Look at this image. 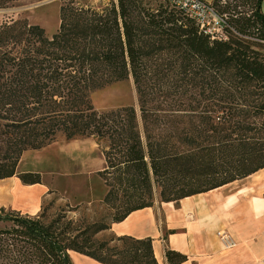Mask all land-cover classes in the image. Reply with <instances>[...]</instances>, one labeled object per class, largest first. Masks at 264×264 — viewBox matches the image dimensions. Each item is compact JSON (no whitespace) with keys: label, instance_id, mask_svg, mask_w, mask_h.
<instances>
[{"label":"trees","instance_id":"trees-1","mask_svg":"<svg viewBox=\"0 0 264 264\" xmlns=\"http://www.w3.org/2000/svg\"><path fill=\"white\" fill-rule=\"evenodd\" d=\"M262 1L209 2L225 39L165 0H64L50 37L26 20L0 25V181L40 184L39 174L17 175L20 157L62 135L104 144L105 188L98 218L0 208V264H73L71 252L98 264H158L150 238L117 237L111 225L264 169ZM129 79L136 108H93V93ZM165 259L187 260L171 250Z\"/></svg>","mask_w":264,"mask_h":264},{"label":"crops","instance_id":"crops-1","mask_svg":"<svg viewBox=\"0 0 264 264\" xmlns=\"http://www.w3.org/2000/svg\"><path fill=\"white\" fill-rule=\"evenodd\" d=\"M261 11L264 14V1ZM26 152L20 157L17 175L33 173L20 168ZM6 194L15 197L17 202L12 197L8 199L14 208L30 209L39 207L40 197L48 191L41 182L23 185L14 176L0 181V197ZM219 232L227 234L235 246L225 249ZM109 233L117 237L150 238L158 264H167L165 250L186 256L182 264H264V169L176 204L156 201L152 207L135 211L122 222L112 224ZM76 258L81 264H98L80 255Z\"/></svg>","mask_w":264,"mask_h":264},{"label":"rangeland","instance_id":"rangeland-1","mask_svg":"<svg viewBox=\"0 0 264 264\" xmlns=\"http://www.w3.org/2000/svg\"><path fill=\"white\" fill-rule=\"evenodd\" d=\"M74 1L79 6L93 8L106 7L109 3L116 2ZM142 1L147 3L156 0ZM63 2L64 0H16L9 7L0 9V25L15 20H26L31 25L41 27L45 35L50 37L58 29L59 8ZM91 103L93 108L101 113L128 106L136 108V92L132 80L115 83L96 91L91 95ZM103 146V143L96 142L92 137L67 141L62 135H57L45 148L27 151L21 158L20 168L39 174L40 182L46 187L48 194L40 197L39 207L30 209L21 206L14 208L8 199L12 197L13 201L17 202L15 197L6 194L0 197V208L6 211L19 210L21 214L29 217L38 215L44 206H48V215H54L60 210H70L68 215L74 219L83 217L87 220L103 216L105 209L101 200L105 188L97 176V172L104 167L101 151ZM70 258L73 264L82 263L73 255H70Z\"/></svg>","mask_w":264,"mask_h":264},{"label":"built area","instance_id":"built-area-1","mask_svg":"<svg viewBox=\"0 0 264 264\" xmlns=\"http://www.w3.org/2000/svg\"><path fill=\"white\" fill-rule=\"evenodd\" d=\"M170 5L182 10L204 34L211 39H225V21L215 12L214 8L203 0H165ZM219 240L225 249L235 246L234 241L225 233H218Z\"/></svg>","mask_w":264,"mask_h":264},{"label":"bare ground","instance_id":"bare-ground-1","mask_svg":"<svg viewBox=\"0 0 264 264\" xmlns=\"http://www.w3.org/2000/svg\"><path fill=\"white\" fill-rule=\"evenodd\" d=\"M70 255H75V257H77V256H78L77 254H75V253H72V252L70 253Z\"/></svg>","mask_w":264,"mask_h":264}]
</instances>
